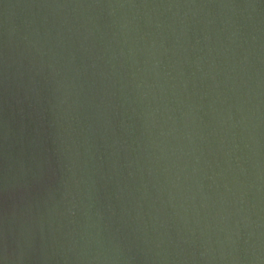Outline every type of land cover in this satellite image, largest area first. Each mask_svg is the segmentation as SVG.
<instances>
[{
	"label": "water",
	"instance_id": "1",
	"mask_svg": "<svg viewBox=\"0 0 264 264\" xmlns=\"http://www.w3.org/2000/svg\"><path fill=\"white\" fill-rule=\"evenodd\" d=\"M0 264H264V0H0Z\"/></svg>",
	"mask_w": 264,
	"mask_h": 264
}]
</instances>
